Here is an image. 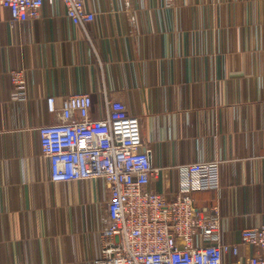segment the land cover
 <instances>
[{
    "label": "crops",
    "instance_id": "obj_1",
    "mask_svg": "<svg viewBox=\"0 0 264 264\" xmlns=\"http://www.w3.org/2000/svg\"><path fill=\"white\" fill-rule=\"evenodd\" d=\"M75 25L60 3L12 25L0 8V264H95L110 191L98 179L55 183L38 128L74 94L140 118L159 172L150 190L168 200L179 167L220 161L221 187L194 193L217 206L223 240L247 264L245 228L264 223V0H86ZM27 71L20 101L11 72Z\"/></svg>",
    "mask_w": 264,
    "mask_h": 264
},
{
    "label": "built area",
    "instance_id": "obj_2",
    "mask_svg": "<svg viewBox=\"0 0 264 264\" xmlns=\"http://www.w3.org/2000/svg\"><path fill=\"white\" fill-rule=\"evenodd\" d=\"M57 2L75 25L95 19L86 0H0V8L9 10L15 26L38 19L46 3ZM26 74L25 69L11 72L20 101L28 99ZM105 103L94 118L90 94L68 96L61 108L49 97L48 112L56 121L38 128L52 182L98 179L110 191L95 264H224L226 256L238 257L239 244L223 240L218 207L198 208L194 199L197 191L221 187V162L180 166L178 191L168 200L148 188L159 170L140 118L129 115L120 101ZM242 243L253 248L247 264H264V223L243 229Z\"/></svg>",
    "mask_w": 264,
    "mask_h": 264
}]
</instances>
